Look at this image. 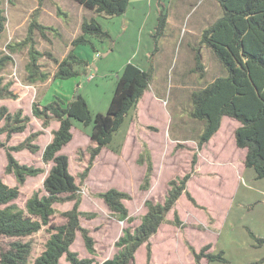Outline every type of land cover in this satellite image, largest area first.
I'll return each mask as SVG.
<instances>
[{"label":"rangeland","instance_id":"rangeland-1","mask_svg":"<svg viewBox=\"0 0 264 264\" xmlns=\"http://www.w3.org/2000/svg\"><path fill=\"white\" fill-rule=\"evenodd\" d=\"M1 1L6 22L0 33V54H8V45L21 41L29 21L37 19L54 30H47L46 37L35 31L36 48L48 51L60 60L69 50L70 41L79 34L82 20L94 15L74 0ZM160 12L166 15L161 28L157 25ZM124 14L112 19L96 16L110 35L102 39L91 37L97 53H91L87 46L76 48L78 55L89 59L90 67H86L89 72L83 69L84 66L76 65L79 74L59 83L52 79L55 63L44 56L40 59L41 68L50 74V78L29 83L25 71L27 47L13 52L12 61L0 71L3 83L11 82L10 90L16 94L15 99H0V105H5L10 112L21 108L30 118L25 130L12 134L8 141V144H16L29 133L42 130L41 120L33 117L31 112L33 101L43 104L53 97L68 100L78 91L85 98L91 115L105 113L114 91L117 71H121L128 59L152 68L151 82L136 110L129 111L110 144L100 150L87 178L80 184L79 209L93 213L94 217L80 216L79 222L94 239L95 253L86 250L79 232H76L70 249L80 258L92 257V264L110 258L118 251L115 244L118 237L124 228L132 229L139 224L146 211V199L162 201L167 181L188 171L201 127L200 122L187 114L189 94L222 74L208 49L199 43L201 31L221 15V8L214 0H130ZM195 56L204 66L202 77L191 71L196 63ZM69 84H72L71 90ZM72 123V139L61 152L68 156L69 172L79 184L77 175L88 159L89 137L84 131L89 130L91 124L84 126L75 119ZM237 126L235 119L223 116L219 130L198 151L194 175L187 182V189L207 211L194 207L182 194L174 207L182 225L172 223L173 210H170L168 221L162 223L149 239L152 263L195 264L188 256L185 240L197 250L209 243L210 251H224L226 262L209 264H249L264 257V242L259 245L248 234L251 230L257 237L264 238V178L252 181L250 177L253 176L242 169L244 153L234 142ZM42 137L34 141L39 145L36 152L23 149L13 154L20 163L44 170L36 176H27L19 187L15 202L21 207L33 191H38L39 196L46 193L42 182L51 163H44L41 159V145L46 136ZM0 139H5L4 133L0 134ZM144 142L151 153L153 171L149 189L140 190L145 167L136 159ZM5 163L4 150L0 148V178L14 186L16 180L13 174L5 173ZM109 187L130 194L131 198L124 200V204L131 221L117 219L95 196ZM71 205L72 201L54 203V221L61 222L60 213ZM45 237L42 230L33 236V256L40 251ZM10 240L0 237V249L7 248ZM59 263L68 264L63 256ZM134 264H146L144 244L136 250ZM260 264H264V260Z\"/></svg>","mask_w":264,"mask_h":264},{"label":"trees","instance_id":"trees-1","mask_svg":"<svg viewBox=\"0 0 264 264\" xmlns=\"http://www.w3.org/2000/svg\"><path fill=\"white\" fill-rule=\"evenodd\" d=\"M41 1V0H40ZM94 15L85 17L80 24V32L70 41V48L66 54L57 60L50 52L36 48L35 31L41 37H46V31L54 28L41 24L37 19L29 21L26 35L15 44H9V53L0 54V71L12 61L11 54L17 49L27 47L28 60L25 63L26 80L29 83L44 82L50 74L41 68L40 59L44 56L51 59L56 67L52 74L53 80H66L79 74L76 65L84 66L87 70L89 59L76 53L80 46L89 47L91 53L98 49L91 37L109 38L107 30L103 29L96 16L110 18L125 13L130 0H74ZM221 8V15L204 28L199 36V43L206 47L214 60L219 64L222 74L216 76L204 87L194 89L189 94L188 116L200 122V131L195 139L196 149L193 151L188 171L167 181V190L162 201L146 199L145 213L134 228H124L116 241L118 251L110 258L98 264H134V254L138 247L145 245V262L154 264L150 237L158 227L167 222V214L173 210L172 223L181 226L182 221L174 209L180 195L184 194L187 200L196 208L207 211L199 204L187 189V182L194 172L197 162V153L218 130L223 116L231 117L239 125L234 130V142L238 148L245 149L243 164L253 171L255 179L264 178V0H214ZM0 0V33L4 30L6 17ZM161 28L166 22V15L160 12L157 17ZM195 66L191 71L202 77L204 66L195 56ZM152 78V68L142 69L131 61L127 62L117 74L115 87L105 113L95 112L91 115L85 98L78 92L76 98L63 100L53 97L46 103L33 101L32 114L41 120L46 128L51 121L59 122L58 128L52 131V139L41 152L44 163L51 166L42 182V189L46 192L39 196L33 191L24 202L23 207L15 200L19 196V187L27 176H36L43 173L40 167L20 163L13 155L14 152L26 149L32 153L39 149L34 141L42 133H29L22 141L8 144L12 134L25 130L30 118L19 108L10 112L0 105V148L4 150L5 167L7 174H13L16 185L10 186L0 178V237L11 238L8 247L0 249V264H60L63 256L68 264H92V257H78L70 249L79 232L86 250L95 253L94 239L89 230L80 225L79 217L93 218L94 214L79 209L81 202L80 184L87 178L94 160L103 147L110 144L116 132L129 111H135ZM11 82L3 83L0 75V99H15L16 94L10 90ZM74 95V94H73ZM72 119L81 122L84 126L91 124L86 130L94 143L86 147L88 159L84 168L78 173L79 184L68 169V156L60 153V149L72 138ZM136 162L144 165V173L139 184L140 190L150 187L153 171V162L147 144L142 143ZM107 206L110 213L119 220L131 221L124 200L131 198L130 194L115 187H109L95 194ZM72 201L69 209L62 211L61 222H55L56 209L53 204ZM212 221V218H209ZM44 231L46 237L40 251L32 255L33 236ZM249 236L259 245L264 238L257 237L251 230ZM185 245L193 260L199 264L201 258L207 264L213 261L226 262L224 251H210V244L206 243L198 250L187 240ZM264 257L251 261L249 264H260Z\"/></svg>","mask_w":264,"mask_h":264},{"label":"crops","instance_id":"crops-1","mask_svg":"<svg viewBox=\"0 0 264 264\" xmlns=\"http://www.w3.org/2000/svg\"><path fill=\"white\" fill-rule=\"evenodd\" d=\"M128 8V7H127ZM127 10V9H126ZM126 12V11H125ZM143 14V13H142ZM122 15H126V14H122ZM110 19H112V17H110ZM63 57V56H62ZM61 57V58H62ZM60 58V59H61ZM127 62H129V59L126 61V63ZM132 62V61H131ZM126 63H124V65L126 64ZM132 63H134V62H132ZM135 64H137L139 67H141L142 69H148L149 67H146V65L144 64V63H139L138 61H136L135 62ZM123 65V66H124ZM88 67H90V63L88 64ZM123 68V67H122ZM87 70H88V72H89V69L87 68ZM120 72V70L119 71H117V74ZM152 79V78H151ZM66 80H68V79H66ZM65 80V81H66ZM63 81V80H62ZM151 82V81H150ZM59 83H61V81L59 82ZM58 83V84H59ZM150 84V83H149ZM71 86H72V84L70 85L69 84V86H68V88L71 90ZM147 90V89H146ZM145 93H146V91L144 92V94L143 95H145ZM72 96V95H71ZM140 101V100H139ZM138 105V104H137ZM33 117H35V116H33ZM229 118H231V117H229ZM39 119V118H38ZM233 119V118H232ZM237 121V120H236ZM238 122V121H237ZM58 125H59V122L58 121H56V120H53V121H51L50 122V124L46 127V128H43L42 127V132L43 133H41L39 136H38V138H40L41 136H43V137H45L46 136V139H45V141H44V144L43 145H41L42 146V148H44L45 147V145L52 139V131L53 130H55V129H57L58 128ZM238 125H239V123H238ZM220 128V127H219ZM219 128H218V130H219ZM85 132V134L88 136V133H87V131H84ZM217 132V131H216ZM216 132L214 133V134H216ZM21 133V132H20ZM42 137V138H43ZM89 137V136H88ZM37 138V139H38ZM72 139V138H71ZM209 141H210V139H209ZM208 141V142H209ZM70 142V141H69ZM208 142H206L205 144H207ZM89 145L91 144V145H93L94 143L92 142V140L90 139V137H89V143H88ZM204 144V145H205ZM203 145V146H204ZM65 146V145H64ZM63 146V147H64ZM63 147L60 149V153H62L61 151H62V149H63ZM41 148V147H40ZM203 148V147H202ZM242 151H243V153L245 154V149H243V148H240ZM14 154V153H13ZM243 166V168L242 169H244V171H248V174L250 175V176H253V177H250L251 179H252V181H255L256 179L254 178V174H253V171L251 170V169H247V168H244V164H242ZM51 166V165H50ZM50 168V167H49ZM49 170V169H48ZM47 173H48V171H47ZM46 173V174H47ZM194 175V174H193ZM184 195V194H183ZM181 196V195H180ZM180 198V197H179ZM178 198V199H179ZM188 256L191 258V260H193V257H192V255H191V253L188 251ZM152 258H153V256H152ZM193 263H195L194 262V260H193ZM196 264V263H195ZM199 264H207V260L205 259V258H201L200 259V262H199Z\"/></svg>","mask_w":264,"mask_h":264},{"label":"water","instance_id":"water-1","mask_svg":"<svg viewBox=\"0 0 264 264\" xmlns=\"http://www.w3.org/2000/svg\"><path fill=\"white\" fill-rule=\"evenodd\" d=\"M78 95V91L75 92V95L73 96V98H76Z\"/></svg>","mask_w":264,"mask_h":264}]
</instances>
